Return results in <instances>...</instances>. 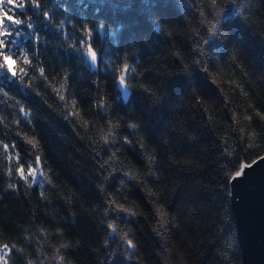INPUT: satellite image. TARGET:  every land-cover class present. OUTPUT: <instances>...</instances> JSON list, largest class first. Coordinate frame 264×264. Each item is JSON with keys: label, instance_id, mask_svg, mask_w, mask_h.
<instances>
[{"label": "trees", "instance_id": "trees-1", "mask_svg": "<svg viewBox=\"0 0 264 264\" xmlns=\"http://www.w3.org/2000/svg\"><path fill=\"white\" fill-rule=\"evenodd\" d=\"M27 12L33 28L20 27L35 36L9 53L27 75H0V264H242L231 177L264 155V0H39ZM85 28L97 70L79 51Z\"/></svg>", "mask_w": 264, "mask_h": 264}, {"label": "snow or ice", "instance_id": "snow-or-ice-1", "mask_svg": "<svg viewBox=\"0 0 264 264\" xmlns=\"http://www.w3.org/2000/svg\"><path fill=\"white\" fill-rule=\"evenodd\" d=\"M39 0H0V72H3L5 76L7 77L8 73L11 74V77L13 79L19 78L20 80L24 79V76L27 75L25 70L23 68H20L19 72L13 71V65L16 63L15 60H13L12 55L9 53L15 54L17 57L20 56V50L24 46V40L25 38H33L35 36L34 32H23L21 30L22 25H24L27 29H32L33 24L27 23L25 25L24 20L21 18H17L15 15H10L8 10H6V5L15 6V9L21 10V14L23 15V10L26 8L28 4H36ZM212 4H216L217 0H211ZM43 17L46 18L47 22L51 23L53 20V17L49 13H42ZM64 22L60 21V24L54 25L55 27H60ZM218 23V22H217ZM95 27L103 34L105 30V25L103 23H97ZM12 28L13 30L10 31L9 29ZM85 36L84 39L79 41L81 47L79 51L85 55L89 61L93 64L98 60V54L92 47V29L85 28ZM218 31L217 24L212 25V33L215 35ZM204 43H208V41H204ZM75 51V48H74ZM11 61V63H10ZM24 64L30 65L31 61L28 60L26 57L24 58ZM41 74H43L44 69L40 68L39 70ZM204 72L207 73L208 69L205 68ZM23 73V75H21ZM130 75V66L128 64H124L122 69L119 70V85L123 88V95L125 97L128 96V80L127 77ZM104 140L107 141L108 137L105 136ZM4 149L8 148V145H3ZM141 148H143V145H141ZM9 159H12L11 156H9ZM36 162L39 163V157H35ZM255 163V161H253ZM251 167L250 164L241 165L239 167V170L234 173V175L231 177V179L235 180L237 178H240L244 172L245 168ZM16 174H18L23 180H28L29 177H35L37 174V169L35 167H30L28 169V174H25L24 166L21 164L16 170ZM11 173V170H10ZM129 178H133L131 174L129 173ZM35 183V181H34ZM125 212H129V209H123ZM159 211V209L157 210ZM161 215V220H163V213ZM109 228L113 230V232L116 231L117 225L115 224H109ZM124 238L126 239V245L127 250L132 251L135 249V245L131 239L127 238V233L124 234ZM0 251H3L5 254H7L8 251H11L9 249V246L7 244H4L2 248H0ZM4 257L0 256V260H3ZM4 264H7V261L4 260Z\"/></svg>", "mask_w": 264, "mask_h": 264}, {"label": "water", "instance_id": "water-1", "mask_svg": "<svg viewBox=\"0 0 264 264\" xmlns=\"http://www.w3.org/2000/svg\"><path fill=\"white\" fill-rule=\"evenodd\" d=\"M99 57L98 54L95 64L89 61L95 70L99 67ZM119 87L123 92V88ZM130 93L128 87L127 97ZM248 174L253 176V180L243 181L242 178ZM232 182V205L236 215L242 264H264V155L251 167L245 168L244 174Z\"/></svg>", "mask_w": 264, "mask_h": 264}, {"label": "rangeland", "instance_id": "rangeland-1", "mask_svg": "<svg viewBox=\"0 0 264 264\" xmlns=\"http://www.w3.org/2000/svg\"><path fill=\"white\" fill-rule=\"evenodd\" d=\"M2 252H3V251H0V256H3V255H2ZM3 257H4V256H3ZM0 262H1V260H0Z\"/></svg>", "mask_w": 264, "mask_h": 264}, {"label": "bare ground", "instance_id": "bare-ground-1", "mask_svg": "<svg viewBox=\"0 0 264 264\" xmlns=\"http://www.w3.org/2000/svg\"><path fill=\"white\" fill-rule=\"evenodd\" d=\"M91 68H93V67H91Z\"/></svg>", "mask_w": 264, "mask_h": 264}]
</instances>
